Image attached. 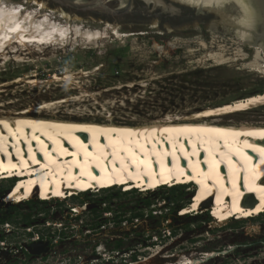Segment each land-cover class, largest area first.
Segmentation results:
<instances>
[{
	"label": "rangeland",
	"instance_id": "obj_1",
	"mask_svg": "<svg viewBox=\"0 0 264 264\" xmlns=\"http://www.w3.org/2000/svg\"><path fill=\"white\" fill-rule=\"evenodd\" d=\"M6 1L41 10V14L47 13L63 22L70 20L73 24L100 29L107 37L99 47H68L57 52L45 48L42 55L29 50L30 53L24 55L25 62L11 61L0 67V84L15 76L25 79L34 70L40 74V83L34 89L32 84L24 82L4 87L0 104L6 106L0 108L5 110H21L40 101L79 95V100L60 107L59 114L70 112L100 120L111 117L136 124L167 118L185 119L206 108L264 92V73L247 67V59H243V54L252 58L254 46L244 43L237 29L229 23L240 16L234 6L221 12L207 10L198 17L190 11L183 13L170 0L153 3L156 8L151 6L145 11L133 1L128 11L114 21L107 16L81 13L54 0ZM120 2L107 0L114 9L125 8ZM169 5L174 12L164 18L163 15L171 13ZM218 51L224 53L225 61L213 57ZM261 62L264 64V60ZM54 72L70 73L71 77L54 82ZM224 118L261 119L264 106ZM11 179H0V216L7 215V221L14 215L12 207H18L19 211L30 210L28 200L22 203L6 200L5 195L18 183L15 178L9 188ZM192 184H168L156 189L135 187L138 189L134 194L124 196L118 191L135 188L117 184L111 189L78 192L74 195L86 201L83 204L86 209L78 214L72 212L81 205L73 200L74 195L31 199L38 203L34 213L39 212L32 228L53 233L63 226L68 236L60 240L54 235L52 242L41 240L48 244L34 253L31 244L40 239L36 235L33 240L29 239L25 225L17 224V234L8 238L4 246L0 245V264L15 261H18L16 264H182L186 258H199V264H264V212L248 218L236 214L223 223H219L215 211H209L211 208L186 212L187 206L198 200L200 191L199 184ZM174 185H180L177 189L182 195L179 205L185 204L176 212L172 210L173 204L165 202L168 188ZM106 196H111L112 213L93 218L90 208L104 207L102 199ZM44 199L49 200L43 203ZM144 199L152 201L153 216L149 215ZM137 207L145 209L143 218L124 221L120 226L112 222L116 213L124 209L129 215L131 209ZM212 209L215 210L214 206ZM105 219L111 222L105 223ZM95 221L104 226L96 229L97 234H91L96 232L90 231L88 225ZM4 229L7 228L3 224L0 232ZM120 237L124 246L114 250L113 240ZM133 254H137L136 261H132Z\"/></svg>",
	"mask_w": 264,
	"mask_h": 264
},
{
	"label": "bare ground",
	"instance_id": "obj_2",
	"mask_svg": "<svg viewBox=\"0 0 264 264\" xmlns=\"http://www.w3.org/2000/svg\"><path fill=\"white\" fill-rule=\"evenodd\" d=\"M178 1L200 11L221 12L224 6L236 5L240 16L229 23L244 43L254 46L252 58L243 54L245 65L264 73V42H253L259 15L252 0ZM69 21L0 0V67L11 61L25 62L29 50L42 55L45 48L57 52L68 47H99L107 37L100 29ZM213 57L226 59L219 51ZM39 76L38 70L25 79L15 76L0 84V92L23 82L34 89L40 83ZM70 77V73L54 72L53 80ZM79 99V95H73L40 101L21 110L0 108V179L15 177L18 182L5 195L8 202L22 203L39 196L67 197L117 184L156 189L164 184L192 182L199 184L200 191L198 200L190 203L186 212L211 208L219 223L236 214L248 218L264 212V118H224L264 106V92L206 108L185 119L136 124L111 117L100 120L70 112L59 114L60 107ZM75 208L80 213L86 206ZM200 262L199 258H186L182 264Z\"/></svg>",
	"mask_w": 264,
	"mask_h": 264
},
{
	"label": "trees",
	"instance_id": "obj_3",
	"mask_svg": "<svg viewBox=\"0 0 264 264\" xmlns=\"http://www.w3.org/2000/svg\"><path fill=\"white\" fill-rule=\"evenodd\" d=\"M12 180L13 181L10 184L9 188L14 183V179H12ZM181 186H183V185H181ZM179 187H180V185L179 186L174 185V186L169 187L168 188V193L169 194H167L166 197H165L166 198L165 202L168 205L173 204V207H172L173 212L179 211L181 208L185 207V204L184 205H179L181 200H182V198H181L182 195H179V193H177V189ZM109 188L111 189L113 187H109ZM109 188H107V189H109ZM136 190L137 189H131L129 191H124V192L118 191V194L120 196H122V195L124 196V195L130 194V193L134 194L136 192ZM4 191H5V189L3 190V192ZM85 192H87V191H85ZM83 194L86 195V193H83ZM73 200L77 201V202H80L81 205L86 203L85 199L82 196L77 197L76 195H74L73 196ZM102 200L106 204V206L103 209H99L98 207L97 208L95 207L93 209L92 217L95 218V219H98V218L102 217L103 216V212L108 211V210H112V206L110 205V201L112 200L111 196H106ZM27 202H28V204L30 206V210L29 211H19L18 207H12V209L14 210V215H11V218H10L11 220L10 221L14 225L23 223L25 225V227H31L35 223V217L37 216V214H39V212L34 213V206H37L38 203L33 202L31 200H28ZM42 202L46 203L47 200H43ZM58 203L61 204L62 202H58ZM143 203L145 204L147 210H149L148 211L149 215L153 216L152 209H150L152 201H150L149 199H144ZM117 212H119V211H117ZM144 215H145V209H142L140 207L131 209V213L129 215H126V213H125V211L123 209V211L121 213H116L115 214L114 221H115L116 225H120L124 221L132 222L135 218L136 219L137 218H143ZM7 217H8L7 215L0 216V222L1 223L5 222L7 220ZM236 222H238V220H236ZM88 226H90V228H93L94 230H96L97 228H100L101 222L95 221L94 223H92V224H90ZM36 230L37 229L34 228L32 231L28 232L27 233L28 237L29 238L32 237L35 232H40L41 233L40 238L42 240L47 238V239L50 240V242H52V238H53L54 235L58 236V238L60 240L66 238L68 236L67 235L68 231L65 228H63V227L60 228V229H55L53 231V233H51V231L48 230V229H46L47 233H43L41 230H37V231ZM175 232H176V230L172 228V233H175ZM0 238H2V237H0ZM112 245H113V248L115 250H118V249H121L124 246V241H123L122 238L116 239L115 241H113ZM25 254H30V253H28V251H25ZM131 258H132V261H136L137 260V254H133ZM16 263H18V261H15L14 264H16Z\"/></svg>",
	"mask_w": 264,
	"mask_h": 264
},
{
	"label": "water",
	"instance_id": "obj_4",
	"mask_svg": "<svg viewBox=\"0 0 264 264\" xmlns=\"http://www.w3.org/2000/svg\"><path fill=\"white\" fill-rule=\"evenodd\" d=\"M54 1H58L61 5L68 7V8L75 9L77 11H80L81 13H84V14L92 13L94 15L96 14V15L107 16L109 17V19H112L114 21L119 20L120 16L123 15L126 11H128V8L133 1H136L139 4L142 11L149 9L151 6L156 8V5H154L153 3L145 4L138 0H123L124 6H125V8L123 9L110 8L107 3V0H54ZM104 1L106 3L103 6L102 3ZM117 2H119V0H117ZM170 2L173 5H176L177 7L182 9L183 13H185L186 11H190L191 14H197L198 17H202L205 13H207L206 11L208 10V9H202L200 11L199 8H195L192 5L191 6L185 5L184 3L178 0H170ZM252 2L254 6L256 7L258 15H259L258 27L256 29L257 31L254 30L255 38H253L254 44L257 45L262 41L264 42V0H252ZM170 6L171 5H169L168 7ZM229 6L230 7L234 6L237 8L236 5L229 4L227 6H224L222 10L224 11L228 9ZM171 7H170L171 13L163 15L164 18H169L173 14L174 11ZM97 8H101V10H97ZM156 16H160V13H156ZM47 244H48V241H41V240L35 241L31 244V247H32L31 251L34 253H39L42 249H44V246H46Z\"/></svg>",
	"mask_w": 264,
	"mask_h": 264
},
{
	"label": "built area",
	"instance_id": "obj_5",
	"mask_svg": "<svg viewBox=\"0 0 264 264\" xmlns=\"http://www.w3.org/2000/svg\"><path fill=\"white\" fill-rule=\"evenodd\" d=\"M99 190V189H98ZM72 212H73V214H78V212L76 211V208H73L72 209ZM3 224H4V226H5V228H7V229H4V231H2V232H0L1 233V237L2 238H0V245H2V246H4L5 245V241L6 240H8V238H12V237H14L15 236V234H17V226L16 225H14L11 221H5V222H3V223H1L0 222V226H3ZM10 224H12V225H10ZM33 226H31V227H24L25 228V230H27V232H26V235H27V233L28 232H30V231H32L33 230V228H32ZM63 227V226H62ZM61 227V228H62ZM36 235V237L38 238V239H40V240H42L41 238H40V235H41V233L40 232H35L34 234H33V236L32 237H30L29 239H34V236ZM28 236V235H27ZM45 239H47V238H45ZM44 240V239H43ZM39 241V240H38ZM19 246H20V248H22L23 249V247L19 244ZM27 250V249H26Z\"/></svg>",
	"mask_w": 264,
	"mask_h": 264
},
{
	"label": "flooded vegetation",
	"instance_id": "obj_6",
	"mask_svg": "<svg viewBox=\"0 0 264 264\" xmlns=\"http://www.w3.org/2000/svg\"><path fill=\"white\" fill-rule=\"evenodd\" d=\"M185 17H187V16H185ZM182 20H183V18L180 19V21H182ZM180 21H178V22H180ZM105 206H106V204L104 203V207H105ZM104 207H98V208H99V209H103ZM94 208H95V207H91V208H90L91 215H93V209H94ZM107 213H112V211H111V210L105 211V212H103V215H104V214H107ZM104 222H105V223H106V222H109V223H110L111 221H110V220L108 221L107 219H105ZM112 222L115 223V221H114V216L112 217ZM101 226H104V225H101ZM101 226H100V227H101ZM119 226H120V225H119ZM89 230H90V231H94V232H96V233H91V234H97V233H98V231L94 230L93 228H89ZM123 236H124V235H123ZM121 237H122V236H121ZM121 237H120V238H121ZM120 238H118V239H120ZM113 241H115V240H113ZM114 250H115V249H114ZM118 250H119V249H118Z\"/></svg>",
	"mask_w": 264,
	"mask_h": 264
},
{
	"label": "clouds",
	"instance_id": "obj_7",
	"mask_svg": "<svg viewBox=\"0 0 264 264\" xmlns=\"http://www.w3.org/2000/svg\"><path fill=\"white\" fill-rule=\"evenodd\" d=\"M12 180V179H11ZM98 189H100V188H98ZM103 189H107V187L106 188H103ZM44 200H49V199H44Z\"/></svg>",
	"mask_w": 264,
	"mask_h": 264
}]
</instances>
